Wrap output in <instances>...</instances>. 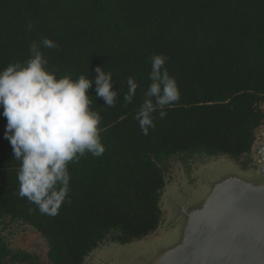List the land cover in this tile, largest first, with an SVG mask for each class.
<instances>
[{
  "label": "trees",
  "instance_id": "obj_1",
  "mask_svg": "<svg viewBox=\"0 0 264 264\" xmlns=\"http://www.w3.org/2000/svg\"><path fill=\"white\" fill-rule=\"evenodd\" d=\"M58 77L95 80L96 67L113 73L115 107L89 90L102 116L105 153L69 165L71 203L55 217L17 195V172L0 108V264H31L2 236L23 222L49 244L50 264H84L111 236L142 240L161 223L166 187L162 164L182 154L239 159L251 153L264 124V0H0V70L29 58L33 41ZM164 54L181 99L143 135L135 119L151 81L150 58ZM139 84L125 105L127 78ZM32 210L31 212L29 210ZM3 226V227H2Z\"/></svg>",
  "mask_w": 264,
  "mask_h": 264
},
{
  "label": "clouds",
  "instance_id": "obj_2",
  "mask_svg": "<svg viewBox=\"0 0 264 264\" xmlns=\"http://www.w3.org/2000/svg\"><path fill=\"white\" fill-rule=\"evenodd\" d=\"M42 46L58 48L49 38L33 41L28 59L0 70V108L7 121L4 139L10 142L14 160L20 162L18 197L27 198L41 214L55 217L63 204L71 203L69 165L87 154L99 158L106 151L102 116L93 110L89 90L95 84L96 97L107 107H115L119 93L113 90V73L102 67L95 68V80L84 74L75 79L72 75L58 77L49 69ZM168 59L164 54L150 58L151 83L135 115L145 136L156 127V114L164 119L165 109L181 99L177 80L166 67ZM126 83L125 105L132 103L139 87L133 77Z\"/></svg>",
  "mask_w": 264,
  "mask_h": 264
},
{
  "label": "water",
  "instance_id": "obj_3",
  "mask_svg": "<svg viewBox=\"0 0 264 264\" xmlns=\"http://www.w3.org/2000/svg\"><path fill=\"white\" fill-rule=\"evenodd\" d=\"M255 136V167L239 172L237 159L229 157L234 162L229 164L218 156L224 159L203 172L200 191L181 187L169 197L167 234L176 236L170 242L155 240L158 252L150 264H264L263 125ZM106 254L96 255V264L109 260Z\"/></svg>",
  "mask_w": 264,
  "mask_h": 264
},
{
  "label": "rangeland",
  "instance_id": "obj_4",
  "mask_svg": "<svg viewBox=\"0 0 264 264\" xmlns=\"http://www.w3.org/2000/svg\"><path fill=\"white\" fill-rule=\"evenodd\" d=\"M264 108V105L262 106ZM264 127V124H263ZM258 142V138H257ZM218 156H226L228 163L233 164L229 156L216 155L209 156L205 153L187 155L182 154L175 156L162 164V169L166 178V187L162 193L161 209L162 219L157 230L142 240H135L130 244L121 245L115 243L111 236L102 243V249L98 254L91 253L85 259V264H96L97 256L106 254L108 259L99 264H150L151 260L156 256L158 248L155 240L172 241L176 236L174 232L167 234L171 230L170 219L172 213L168 204L169 197L175 190H180L181 187L186 190H191L194 193L200 191L202 186L201 178L203 172L208 170L214 162L223 160L224 158ZM254 150L251 153L237 159L238 171L244 172V168L255 167ZM232 162V163H230ZM7 226L2 228V236L7 245L14 251H21L32 255L31 264H50L48 258L49 244L45 237L35 230L33 227L23 222H10L6 220ZM151 245L146 246L147 243ZM161 244H164L160 242ZM97 255V256H96Z\"/></svg>",
  "mask_w": 264,
  "mask_h": 264
}]
</instances>
